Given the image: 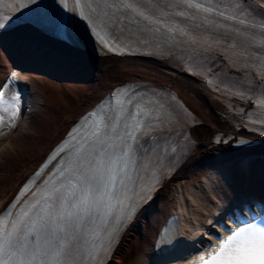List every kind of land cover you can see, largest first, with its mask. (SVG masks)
Returning a JSON list of instances; mask_svg holds the SVG:
<instances>
[{
  "label": "bare ground",
  "instance_id": "6f19581e",
  "mask_svg": "<svg viewBox=\"0 0 264 264\" xmlns=\"http://www.w3.org/2000/svg\"><path fill=\"white\" fill-rule=\"evenodd\" d=\"M250 1L264 4V0ZM247 13L252 22L263 21L259 20L260 14L256 9H250ZM183 23L196 22L184 20ZM219 25L223 27L215 24L208 26L207 31L200 30L204 31L205 38L212 45L210 48L197 45L199 52H189L190 58L212 65L207 74L188 71L183 64H187L184 60L174 62L175 47H160L157 53H149L148 56H143L141 51L137 56H117L109 54L95 43L92 45L96 52L92 53L83 39L79 38L87 49L81 53V62L85 64L87 72L83 76L78 72L72 77L74 80L66 79V76L55 79L36 71L25 73L15 70L14 73L16 67H13L12 61L0 46V84L11 78L13 72L21 90L24 85H30L42 100L39 110L34 109L33 113L27 111L28 116H23L21 124L19 121L16 123L19 134L10 136L12 143L0 149V209L82 114L117 86L134 82L129 84L134 87L133 91L138 87H151L157 92L158 102L169 99L175 102L176 105L164 110L167 121L158 128L168 134L170 132L167 130L177 131V136L182 133L180 145L191 157L181 172L171 179L169 188L157 193L145 213L126 232L123 242L110 257L108 264H123L124 249L137 235L141 237L140 264L154 259L155 241L161 227L177 210L172 201L176 183L186 185L182 198L186 202L187 213L197 216L204 226H210L213 220L209 221L208 217L214 213V209L224 204L223 201H232L237 194L236 179L230 174L231 171L246 170L253 160H256L253 168L262 170L260 167L263 166L261 168L264 169V160L258 159L264 154V139L253 147L233 149L232 143L237 132L235 122L231 123L239 119L241 110L250 111L252 108L246 96L251 93L254 98L251 89L256 83L248 85L244 81L238 85V80L251 72L249 67L256 69L253 57L247 51L248 48L258 51L264 48V29H255L249 23L240 24L238 28L226 23ZM221 35L223 41L220 40ZM198 70L201 69L198 67ZM213 73L218 80L209 83L212 78L209 76ZM237 93H241L240 96ZM160 130L158 134L162 133ZM242 134L248 138L253 137L251 131ZM17 160L22 162L24 169L18 167L15 162ZM211 182L215 183L214 197L207 186ZM192 186L199 188L200 193H194L196 190Z\"/></svg>",
  "mask_w": 264,
  "mask_h": 264
},
{
  "label": "snow or ice",
  "instance_id": "6c2138e0",
  "mask_svg": "<svg viewBox=\"0 0 264 264\" xmlns=\"http://www.w3.org/2000/svg\"><path fill=\"white\" fill-rule=\"evenodd\" d=\"M151 2L157 6L146 7L143 0H102L103 7L99 4L93 7V0H74V7L69 9L68 0H61L63 9L87 21L89 34L110 51L120 47L114 34L116 24L126 21L146 33L144 43L153 41L169 49L180 47L193 52L197 45L212 46L204 31L214 23L223 27L216 17L241 25L248 23L242 18L244 10L222 9L213 6L212 0H178L184 8L172 5L162 8L159 0ZM16 3L25 6L24 0ZM197 14L201 23H183L196 21ZM261 26L264 27V21ZM5 27L0 16V30ZM18 99L12 97L13 101ZM259 103L264 106V99ZM9 109L15 119L19 107L9 103L0 92V110ZM90 115L94 117L92 124L42 187L13 214L12 209L30 190L26 186L0 213V264H83L86 259L96 260L101 252L110 249L147 198L136 194L133 199L131 186L143 166L136 159L139 153L133 143L148 130L163 126L164 117L155 106L144 105L142 100H133L131 96L123 98L119 111L101 110ZM153 179L159 183V177L153 175ZM147 190L146 187L144 191ZM233 223L236 230L226 228V237H216L217 245H209L211 251L200 256V264H264V210Z\"/></svg>",
  "mask_w": 264,
  "mask_h": 264
},
{
  "label": "rangeland",
  "instance_id": "374dc122",
  "mask_svg": "<svg viewBox=\"0 0 264 264\" xmlns=\"http://www.w3.org/2000/svg\"><path fill=\"white\" fill-rule=\"evenodd\" d=\"M157 74L159 77L164 78L159 73H157ZM36 84H38L39 86H42V84H40V83H36ZM34 98H35V96H34ZM12 120L14 121L15 119H12ZM7 131L12 133V129L11 130L7 129ZM17 133L19 134V131H17L13 135L15 136ZM11 143L12 142H11V138H10V139L6 140V142H2L0 147H4V146L11 144ZM15 162L18 165V167L24 169V165L21 164L22 162L20 160H17ZM214 185H215L214 182H211L207 185V186H209L210 194L213 197L216 196L215 192L213 191ZM167 188H169V185ZM191 188H194L196 190V192H194V193H196V194L200 193L198 191L199 188L197 189V187H194V186H192ZM174 189H175V186H174ZM186 189H187L186 185L183 186V185H181V183H176V192L175 191L173 192L172 201H173L174 207H176L177 210L179 209L182 214L184 213V215H186V221L185 222L187 223V227L189 229H191L194 233V234H192V233L187 234V237L189 236L188 238L190 239L191 237H194L195 234L201 233V231H203L204 225L202 224V222H200L197 219V216H195V215L193 216L192 214L187 213V206L185 205L186 202L182 198L183 197L182 192H183V190H186ZM177 190H179V191H177ZM211 217H208L209 221L211 220ZM140 244H141V237H139V235H137L136 237H133V241L129 242L128 246L124 249L125 251L123 254H125V257L123 259V264H131V263L140 264V262H141V253L139 252L140 251L139 250ZM146 264H150V263H146Z\"/></svg>",
  "mask_w": 264,
  "mask_h": 264
}]
</instances>
